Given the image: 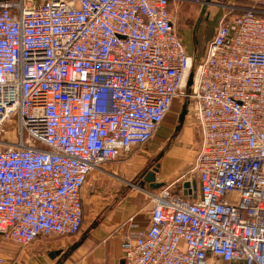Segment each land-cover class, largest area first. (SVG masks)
<instances>
[{"label":"built area","instance_id":"2783aa9c","mask_svg":"<svg viewBox=\"0 0 264 264\" xmlns=\"http://www.w3.org/2000/svg\"><path fill=\"white\" fill-rule=\"evenodd\" d=\"M177 1L0 0V136H28L0 149V238L78 236L91 175L148 145L182 97L196 187L159 189L146 229L126 222L124 264H264V12L226 7L196 63Z\"/></svg>","mask_w":264,"mask_h":264},{"label":"rangeland","instance_id":"374dc122","mask_svg":"<svg viewBox=\"0 0 264 264\" xmlns=\"http://www.w3.org/2000/svg\"><path fill=\"white\" fill-rule=\"evenodd\" d=\"M205 3L208 5L205 6ZM204 6L209 7L213 13L216 12V16L211 15L205 20V10H202L204 9ZM226 7H228L227 3H223L221 0H212L211 2H208V0H185V2L183 0H178L176 2L174 11L176 13L175 16L177 28L179 33L183 35L182 41H184L187 52L190 55V51L193 50V46H195L196 42L199 51H201L206 42H208L205 40H209L214 36L220 19L225 14V12L228 11L226 10ZM234 7L240 8L238 6ZM199 21L201 22L199 25H197ZM195 30L197 31L196 36ZM198 39H200V42ZM185 103H188V100L179 97L174 102L170 113L167 115L165 123L161 125V127H163L165 124L168 126L170 125L172 136L175 134L174 132L176 126L178 125V118ZM188 111L189 112L186 117L185 126L177 137H170V139L167 141L160 142L157 147H155V145L154 150H150L153 143L156 141V138H158L157 136L160 132V127L156 137L150 142L151 144H149V146L146 145L143 148L134 150L132 154L133 156H131L128 160L131 159V162H133V165L135 166L139 163V166H137L138 168L136 172L132 175L134 176L132 180L133 183L130 182L132 187L136 185L134 184V181L136 182L137 179H139V181H143V177L148 172L152 171L157 166V164H160L157 183L164 184V187H171L174 192H179L181 190L180 187L185 182H197L195 165L200 153H196L200 146V128L194 116L193 110L191 107L189 108V105ZM15 121L16 118L13 120V122ZM192 135L194 140L193 144L190 143V136ZM21 139H23L24 142H27V134L25 132L23 133L18 131L15 124L8 123L3 128V132L0 136V149L13 148L21 141ZM175 148H180L181 151L179 156L182 157V160H180V163H178L177 166L174 168H172V165L170 167L167 166V160L165 159L156 161L160 153H165L166 156H169ZM110 165L111 164L106 165V168H109ZM116 165H118V163H116ZM163 168L165 170V174H161V172L164 171ZM107 173L108 172H105L103 167L102 169L94 172L89 178L88 183L83 191L86 225H89L94 221V217H97L94 215L97 213L103 214L105 211L110 210L107 208L108 203H110L108 194H114V192L119 190L120 186L122 185L111 176L106 175ZM135 187L137 188L133 190L132 195L138 197L137 200L140 204V212L138 213L142 215H149L152 208L153 196L154 194H157L159 190H151L148 183L144 186V188H142L140 185ZM130 189L133 188L130 187ZM50 239L57 238H40L39 240L47 243ZM32 246L22 247L6 240H0V250L2 249V254L0 253V256L6 259V264H25L27 261V255L22 254L21 256V253L26 252Z\"/></svg>","mask_w":264,"mask_h":264},{"label":"crops","instance_id":"0c3cea01","mask_svg":"<svg viewBox=\"0 0 264 264\" xmlns=\"http://www.w3.org/2000/svg\"><path fill=\"white\" fill-rule=\"evenodd\" d=\"M183 1L185 2V0ZM221 1H223V3H227L228 7L238 6L243 10L256 9L264 12V0ZM207 5L208 4L205 3V6ZM205 6L204 9H202L203 11L205 10V20L211 15L216 16V12L213 13L209 7ZM200 22L201 21H199L197 25H199ZM196 33L197 31H195V36ZM214 36L207 40L208 42H206L201 51H199L196 42L195 46H193V50L190 51L191 56L196 60H202L205 57L207 45L214 38ZM198 41L200 42V39H198ZM165 120L163 123H165ZM170 128L171 126L166 124L161 127L157 136L158 138H156V141L153 143L150 150H154L160 142L167 141L170 137L175 138L178 136V134L176 135V128L174 136H172ZM193 141L192 135L190 136V143L193 144ZM198 149L196 153H198ZM180 151V148H175L169 156H166L164 153V156L158 160L159 156L162 154L160 153L156 161L165 159L167 160V166L170 167L172 165V168H174L178 165V163H180V160H182V157L179 156ZM132 154L133 152L129 155H123L119 161L116 162L118 165L113 163L109 168H106V165L103 167L104 171L108 172L106 175L111 176L113 179L122 184L120 189L116 190L114 194H108L110 203H108L107 208L110 210L105 211L103 214L97 213L94 215L97 217H94V221L89 225H86L85 223L84 214L83 228L80 234L74 238L50 239L47 243L39 240L26 252L21 253V256L22 254L27 255V261L25 264H124V249L122 245L125 238L134 234L133 230L126 226V222L130 218L135 217L142 229H146L149 226V215H142L138 213L140 212V204L137 200L138 197L132 195L133 190L137 188L135 186L140 185L141 183L139 179H137L136 182L134 181V184H136L134 187L130 184V182L133 183L132 180L134 176L132 175L136 172L138 168L137 166H139V163L135 166L133 165V162H131V159L128 160L131 156H133ZM163 173L165 174V170L161 172V174ZM157 176L158 174L156 175V179ZM130 187L133 189H130ZM0 253L2 254V249L0 250ZM210 260L213 264H245L238 261L224 262L219 258L211 257V255Z\"/></svg>","mask_w":264,"mask_h":264},{"label":"water","instance_id":"95a60500","mask_svg":"<svg viewBox=\"0 0 264 264\" xmlns=\"http://www.w3.org/2000/svg\"><path fill=\"white\" fill-rule=\"evenodd\" d=\"M211 1L212 0H208V2H211ZM183 43H184V41H183ZM193 76H194V73L192 72L190 74V77H189V80H188V83H187L188 89H190L191 86H192V84H193ZM188 105H189V102L188 103H185L183 105L182 112L179 115V119H178V126L176 127V135L179 134L182 131V129H183L184 125H185L186 117H187L188 112H189L188 111ZM163 156H164V153H162L159 156L158 160L161 159ZM159 169H160V164H158L156 166V168H154L152 171L148 172L144 176V180L140 183V186L142 188H144V186L148 183L149 184V188L151 190H153V191L162 189L165 185L164 184L157 183V179H156V175L158 174ZM189 185H190V183H186L185 186L188 187ZM193 185L196 187V182H194ZM54 256H56V255H54Z\"/></svg>","mask_w":264,"mask_h":264},{"label":"trees","instance_id":"16d2710c","mask_svg":"<svg viewBox=\"0 0 264 264\" xmlns=\"http://www.w3.org/2000/svg\"><path fill=\"white\" fill-rule=\"evenodd\" d=\"M237 1V0H236ZM240 1H243V0H240ZM237 4V3H236ZM239 5V4H238ZM205 41H207V40H205ZM199 62V60H196V63H198ZM200 136H201V138H200V146H199V149H198V152H200L201 151V148H202V134H201V130H200ZM180 192H181V190L179 191V192H177L178 194H180ZM1 240L2 241H4L5 239H2L1 238ZM6 241H9V242H12V241H10V240H6ZM12 243H14V242H12ZM14 244H16V243H14ZM17 245H19V244H17ZM21 246V245H20Z\"/></svg>","mask_w":264,"mask_h":264},{"label":"flooded vegetation","instance_id":"af4514ba","mask_svg":"<svg viewBox=\"0 0 264 264\" xmlns=\"http://www.w3.org/2000/svg\"><path fill=\"white\" fill-rule=\"evenodd\" d=\"M180 36H181V38H183V35H182V34H180ZM143 180H144V177H143ZM141 181H142V180H141ZM141 181H140V182H141Z\"/></svg>","mask_w":264,"mask_h":264}]
</instances>
